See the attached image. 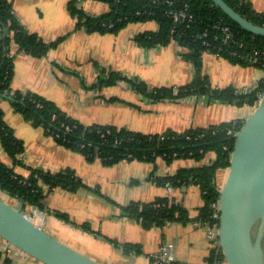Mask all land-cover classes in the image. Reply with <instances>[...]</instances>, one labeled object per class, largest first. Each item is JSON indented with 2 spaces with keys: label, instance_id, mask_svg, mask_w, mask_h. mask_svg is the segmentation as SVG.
Listing matches in <instances>:
<instances>
[{
  "label": "crops",
  "instance_id": "1",
  "mask_svg": "<svg viewBox=\"0 0 264 264\" xmlns=\"http://www.w3.org/2000/svg\"><path fill=\"white\" fill-rule=\"evenodd\" d=\"M246 1L257 13L264 14V0ZM71 4L87 16L99 17L111 11L109 4L97 0H12L13 14L28 34L37 35L48 45L57 44L42 57L31 56L12 44L14 76L10 92L0 95V109L8 115L4 116L6 124L24 144L21 164L14 165L6 151L0 152L4 157L1 162L14 166L18 175L28 176L30 169L51 173L71 170L82 185L75 192L63 188L49 191L45 187V210L23 207L18 199L15 207L22 208L31 219L38 216L44 226L65 228L63 231L77 244L112 264H152V255L163 244L174 245L179 264H209L214 253L216 264H227L210 239L208 226L198 225L205 207L201 189L190 183L173 187L170 192V183L158 182L182 169L212 165L214 154L199 161L175 159L167 163L159 158L156 163L124 160L106 165L60 145L15 111L11 99L16 94L32 93L54 103L84 126H111L151 136L238 124L255 108L212 100L208 95L153 98L151 94L165 89L176 96L180 88L196 79V69L183 58L185 51L179 43L173 40L166 45H139V35L159 30L155 21L132 22L116 33L89 32L79 27ZM6 30L0 27V41ZM202 64V74L213 90L252 91L264 80L263 70L234 65L215 54H203ZM113 77L117 80L110 82ZM135 84H142L146 94ZM227 176L228 169L218 172L221 186ZM161 199L182 207L185 218L145 229L140 220L124 210L131 204ZM0 264L42 263L0 238Z\"/></svg>",
  "mask_w": 264,
  "mask_h": 264
},
{
  "label": "trees",
  "instance_id": "2",
  "mask_svg": "<svg viewBox=\"0 0 264 264\" xmlns=\"http://www.w3.org/2000/svg\"><path fill=\"white\" fill-rule=\"evenodd\" d=\"M109 3L111 11L103 16L85 15L74 4L70 5L73 16H78L79 27L89 32L116 33L132 22L155 21L159 25L157 32L139 35L136 39L141 46L152 47L166 45L176 41L185 51L182 56L196 69L195 81L178 90L175 96L172 90H159L151 94L157 99L185 98L193 95H208L212 100H219L240 107H257L259 95L264 94V80L247 95H237L234 88L213 90L202 74V57L205 53L220 54L234 65L254 67L264 71V37L255 36L239 28L210 0H97ZM232 8L250 22L264 27V14L257 13L246 0H225ZM187 10L192 16L184 22L175 23L173 13ZM228 25L233 31L234 43L224 44L220 26ZM0 27L7 29V35L0 41V95L10 92L14 76V60L10 56L12 44L34 57L44 56L57 43L48 45L37 35L28 34L18 23L13 14L12 0H0ZM205 35V36H204ZM208 46H206V44ZM256 60V62H255ZM113 77L110 82L116 81ZM142 94L147 89L135 84ZM11 105L24 119L35 127H42L60 145L77 151L89 160L100 159L106 165L127 161L156 163L163 158L167 163L175 159L201 160L208 154H214L212 165L194 169H182L177 174L159 178V183H170L173 187L193 183L197 185L205 199L201 209V219L209 221L211 205L219 199L220 188L218 172L230 167L234 150V138L229 131L240 128L244 122L224 123L208 128L191 130L183 134L167 132L163 135H145L111 126H84L75 121L57 106L32 93L16 94ZM0 142L6 152L20 165L24 153V144L6 124L0 110ZM82 183L71 170L51 173L30 169L28 176L18 175L14 166L9 167L0 160V189L23 204L45 210L47 192L63 188L75 192ZM156 204H166L157 208ZM130 216L140 220L145 229L162 226L171 221H182L185 212L175 202L161 199L149 204L135 203L124 209ZM58 214V213H57ZM60 216V214H59ZM62 216V215H61ZM86 228V227H85ZM88 229V228H86ZM133 249L132 247H127ZM223 258L222 251L220 258ZM220 260V259H219ZM209 264H216L215 253L208 259ZM179 264V263H173Z\"/></svg>",
  "mask_w": 264,
  "mask_h": 264
},
{
  "label": "water",
  "instance_id": "3",
  "mask_svg": "<svg viewBox=\"0 0 264 264\" xmlns=\"http://www.w3.org/2000/svg\"><path fill=\"white\" fill-rule=\"evenodd\" d=\"M244 31L258 26L225 0H210ZM220 200L219 243L227 264H264V97L234 137ZM0 238L42 264H101L59 241L0 197Z\"/></svg>",
  "mask_w": 264,
  "mask_h": 264
},
{
  "label": "built area",
  "instance_id": "4",
  "mask_svg": "<svg viewBox=\"0 0 264 264\" xmlns=\"http://www.w3.org/2000/svg\"><path fill=\"white\" fill-rule=\"evenodd\" d=\"M192 16L188 13L187 10L184 11H178L173 13V19L175 23L178 22H184L187 19H190ZM221 32H222V41L224 44H229V43H234L233 41V31L231 29L230 26L228 25H223L219 27ZM205 36V35H204ZM206 46L207 43H205ZM217 56H220V54H215ZM221 57V56H220ZM256 62V60H255ZM256 89L253 88V90ZM252 90V91H253ZM251 91H249V89H244V90H236V94L237 95H247L249 94ZM264 97V94L259 95V102L257 104V106L259 105V103L262 101ZM240 128L234 127L232 130L229 131V135L232 136L233 138L235 137V135L237 134V132L239 131ZM220 188V193H221V189L222 186H219ZM168 190L170 192H173V186L168 185ZM157 208H163L166 207V204H156ZM220 200L218 199L217 201H215L212 205H211V216L209 221H203L200 220V222L198 223V225L200 224H205L208 226L209 228V237L212 240V242L214 243V246L216 247V249L218 250V253L221 251L220 248V243H219V237H218V232H219V226H220ZM174 245L173 244H163L160 249L159 252L152 255V264H173L176 263V257L174 254Z\"/></svg>",
  "mask_w": 264,
  "mask_h": 264
},
{
  "label": "rangeland",
  "instance_id": "5",
  "mask_svg": "<svg viewBox=\"0 0 264 264\" xmlns=\"http://www.w3.org/2000/svg\"><path fill=\"white\" fill-rule=\"evenodd\" d=\"M101 2H103V1H101ZM105 3H107V2H105ZM107 4H109V3H107ZM146 22H149V21H146ZM253 109V108H252ZM256 109V108H255ZM1 110V109H0ZM2 111V110H1ZM3 113V112H2ZM4 116H8L7 114H5V115H3V118H4ZM6 120V117L4 118V121ZM6 122V121H5ZM40 128H42V127H40ZM43 129V128H42ZM44 130V129H43ZM16 136V135H15ZM17 137V136H16ZM51 138H53L52 136H50ZM18 138V137H17ZM19 139V138H18ZM54 139V138H53ZM20 140V139H19ZM0 149L2 150V152H4V151H6L5 149H4V147H3V145H2V143L0 142ZM82 154V153H81ZM3 157V155H2V153L0 152V160L1 161H3L2 159L4 158H2ZM21 158H22V156L19 158L20 160H21ZM12 159V158H11ZM13 161V160H12ZM4 162V161H3ZM14 162V161H13ZM218 182V184H219V186H221V181H220V183H219V180L217 181ZM0 197L6 202V203H8L9 205H11V206H13V207H15L16 205H18L19 203H18V201L15 199V198H13V197H11L10 195H8V194H6V192H4L3 190H1L0 189ZM53 206H54V204H53ZM16 208V207H15ZM28 210H30V209H28ZM26 216H28L27 214H26ZM33 220L35 221V223L39 226V227H41V228H43V226H44V223H42V221H40V219L38 218V216H36V217H34L33 218ZM49 223V222H48ZM47 223V224H48ZM62 223L63 222H61L60 223V225H62ZM63 229H65V228H60L59 227V229H57V228H54V227H52L51 225H46V226H44V231H46L47 233H49L50 235H52L53 237H55L56 239H58L59 241H61V242H63V243H65L66 245H68V246H70V247H72L73 249H75V250H77V251H79L80 253H82V254H84V255H86V256H88L89 258H91V259H93V260H95V261H97V262H99V263H101V264H112L110 261H108V260H106V259H102L100 256H98V255H95L93 252H92V250H89L88 248H86V247H83V246H81V245H79V244H77L76 243V241L74 240V238L73 237H70L68 234H66L64 231H63Z\"/></svg>",
  "mask_w": 264,
  "mask_h": 264
}]
</instances>
